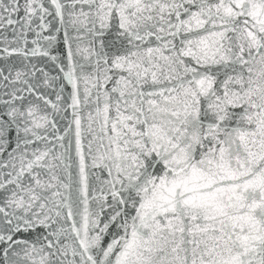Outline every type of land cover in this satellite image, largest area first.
<instances>
[{"label":"snow or ice","instance_id":"6c2138e0","mask_svg":"<svg viewBox=\"0 0 264 264\" xmlns=\"http://www.w3.org/2000/svg\"><path fill=\"white\" fill-rule=\"evenodd\" d=\"M0 264H264V0H0Z\"/></svg>","mask_w":264,"mask_h":264}]
</instances>
